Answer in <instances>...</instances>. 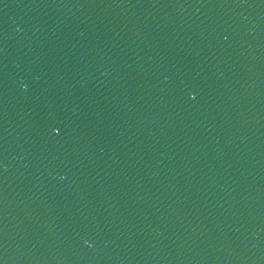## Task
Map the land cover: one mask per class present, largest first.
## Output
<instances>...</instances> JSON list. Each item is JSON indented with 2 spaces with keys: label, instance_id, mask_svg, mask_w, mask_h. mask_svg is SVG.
<instances>
[{
  "label": "water",
  "instance_id": "1",
  "mask_svg": "<svg viewBox=\"0 0 264 264\" xmlns=\"http://www.w3.org/2000/svg\"><path fill=\"white\" fill-rule=\"evenodd\" d=\"M0 264H264V0H0Z\"/></svg>",
  "mask_w": 264,
  "mask_h": 264
},
{
  "label": "clouds",
  "instance_id": "2",
  "mask_svg": "<svg viewBox=\"0 0 264 264\" xmlns=\"http://www.w3.org/2000/svg\"><path fill=\"white\" fill-rule=\"evenodd\" d=\"M22 87H25L24 85H22ZM62 178V177H61Z\"/></svg>",
  "mask_w": 264,
  "mask_h": 264
}]
</instances>
